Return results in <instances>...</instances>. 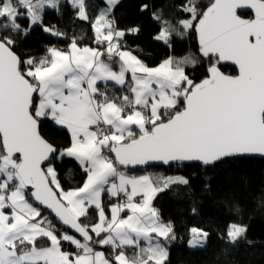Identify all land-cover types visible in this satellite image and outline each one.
Returning <instances> with one entry per match:
<instances>
[{
  "label": "snow or ice",
  "instance_id": "1",
  "mask_svg": "<svg viewBox=\"0 0 264 264\" xmlns=\"http://www.w3.org/2000/svg\"><path fill=\"white\" fill-rule=\"evenodd\" d=\"M105 2L90 20L86 0H0V264H165L176 236L153 200L189 181L128 175L122 167L209 165L238 154H264V0H210L203 10L198 0H185L179 11L187 18L178 27L152 13L160 23L154 38L169 47L174 33L194 29L199 53L209 60L198 83L186 72L200 62L192 53L149 67L123 48L126 31L139 29L117 28L110 17L119 0ZM64 4L91 23L98 47H81L73 37L67 50L50 46L38 58L22 59L16 37L35 27L65 35L44 23L46 12L61 15ZM222 62L234 65L237 74L221 71ZM109 82L123 94H114ZM42 120L66 128L70 145L59 150L49 143L40 133ZM64 157L85 174L82 184L67 190L53 166ZM105 194L116 200L107 211ZM93 210L95 222L86 223ZM246 232L232 222L220 239L237 245ZM209 235L191 227L188 246L205 248Z\"/></svg>",
  "mask_w": 264,
  "mask_h": 264
},
{
  "label": "trees",
  "instance_id": "2",
  "mask_svg": "<svg viewBox=\"0 0 264 264\" xmlns=\"http://www.w3.org/2000/svg\"><path fill=\"white\" fill-rule=\"evenodd\" d=\"M184 2L185 0H119L110 18L116 21V27L121 30L133 27L139 29L136 34L126 31L122 47L130 50L149 67L157 66L169 56L181 58L189 53L194 54L200 62L195 67H186V72L198 83L207 75L209 60L199 53L194 29L183 36L174 33L169 41L171 47L154 38L160 31V23L153 19L152 13H162L165 19L178 27L177 21L187 18L186 13L179 11V5ZM209 2L210 0H198L201 10ZM86 4L90 20L95 19L100 9L107 7L105 0H86ZM144 4L148 8L142 11L141 6ZM20 23L26 27L28 21L20 20ZM44 23L49 27L55 25L65 35L53 36L40 27H35L27 36L16 37L15 51L22 59L38 58L46 52L48 46L55 44L60 49L67 50L73 37L77 38L81 47L96 46L91 23L79 20L70 5L62 6L61 15H57L55 11L46 12ZM114 67L118 69V65ZM220 68L226 74H236L232 66L220 65ZM109 87L114 94H123L119 86L109 84ZM40 133L59 150L71 143L69 132L50 120L41 121ZM53 166L66 190L83 183L85 174L74 159H56ZM121 170L128 175L158 171L163 176L179 175L189 181L187 185L171 186L158 193L153 200L160 218L166 223L172 222L176 236L168 245L169 257L165 264H264V159L229 157L210 167L174 164L168 167ZM235 206H239V213L234 211ZM193 209L196 210L195 213ZM44 214L48 215L47 211ZM95 215L93 210L85 222L94 223ZM49 218L53 219L57 227H62L54 217ZM232 222L247 228L245 236L237 245L227 244L220 239V235ZM193 226L210 233L203 249L188 246L189 229ZM64 230L67 231L65 228ZM97 247L105 252L109 251L107 248ZM69 249L72 250V246ZM224 250H227V254Z\"/></svg>",
  "mask_w": 264,
  "mask_h": 264
},
{
  "label": "water",
  "instance_id": "3",
  "mask_svg": "<svg viewBox=\"0 0 264 264\" xmlns=\"http://www.w3.org/2000/svg\"><path fill=\"white\" fill-rule=\"evenodd\" d=\"M241 14H249V15H251V12L250 11H242L241 12ZM247 18V17H246ZM197 35V34H196ZM197 42H198V37H197ZM198 44H199V42H198ZM221 65H228V66H232V67H234V69H235V71H236V74H237V69H236V67L234 66V65H232L231 63H224V62H222L221 63ZM233 75V74H232ZM235 75V74H234ZM231 157H253V158H258V159H264V154H259V153H253V154H238V155H234V156H231ZM226 158H229V157H226ZM223 159H225V158H222L221 160H223ZM220 160V161H221ZM217 162H219V161H217ZM217 162H215V163H217ZM214 163V164H215ZM174 164H181V165H189V164H198V165H201V166H203V167H210V166H212V165H214V164H209V165H204L202 162H199V161H184V162H174V163H172L171 165H174ZM170 165V166H171ZM169 165H156V166H150V167H147V168H158V167H168ZM122 169H146L144 166H128L127 168H123L122 167ZM45 211H47V210H45ZM47 213H48V211H47ZM49 214V213H48ZM52 217H54V216H52ZM55 219V218H54ZM58 222V221H57ZM59 223V222H58ZM60 224V223H59ZM62 226V225H61ZM62 227H64V226H62ZM65 229H67V231H68V233H70V234H72V235H77V238H79L78 237V234H76V233H74L71 229H69V228H66V227H64Z\"/></svg>",
  "mask_w": 264,
  "mask_h": 264
},
{
  "label": "crops",
  "instance_id": "4",
  "mask_svg": "<svg viewBox=\"0 0 264 264\" xmlns=\"http://www.w3.org/2000/svg\"><path fill=\"white\" fill-rule=\"evenodd\" d=\"M93 48H96V47H98V45H96V46H92ZM134 55V54H133ZM155 67V66H154ZM118 70V69H117ZM128 79H130V74H128ZM109 84H113V82H109ZM102 85V84H101ZM60 127H62V126H60ZM66 129V128H65ZM67 130V129H66ZM70 134V133H69ZM70 138H71V136H70ZM146 173H151V174H161L160 172H158V171H151V170H149V171H146V172H143V173H141V174H137V175H134V176H139V175H143V174H146ZM176 176H179V175H171V177H176ZM106 195V194H105ZM107 196V195H106ZM108 197V196H107ZM109 198V197H108ZM112 203H114V202H112L111 200L110 201H108L107 203H105L104 202V207H105V210L107 211V209H108V207H109V205L110 204H112ZM66 250H68V251H74V250H70L69 248L67 249V248H65ZM97 250H101V251H104L103 249H100L99 247H97ZM132 253H131V250H129V255H131Z\"/></svg>",
  "mask_w": 264,
  "mask_h": 264
},
{
  "label": "built area",
  "instance_id": "5",
  "mask_svg": "<svg viewBox=\"0 0 264 264\" xmlns=\"http://www.w3.org/2000/svg\"><path fill=\"white\" fill-rule=\"evenodd\" d=\"M52 46H55V47H57V48H59L56 44L55 45H52ZM48 47H50V46H48ZM45 54V53H44ZM43 54V55H44ZM104 199H105V201H112V202H116V200H115V198H112V199H109L106 195H105V197H104ZM137 199H139V198H137ZM71 245H68V244H65V248H69ZM72 250H74L75 251V249H74V247H72Z\"/></svg>",
  "mask_w": 264,
  "mask_h": 264
},
{
  "label": "rangeland",
  "instance_id": "6",
  "mask_svg": "<svg viewBox=\"0 0 264 264\" xmlns=\"http://www.w3.org/2000/svg\"><path fill=\"white\" fill-rule=\"evenodd\" d=\"M97 45V44H96ZM104 197H105V195H104ZM104 197H103V200H104V202H105V199H104ZM96 248H97V246H96Z\"/></svg>",
  "mask_w": 264,
  "mask_h": 264
}]
</instances>
